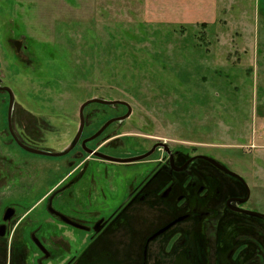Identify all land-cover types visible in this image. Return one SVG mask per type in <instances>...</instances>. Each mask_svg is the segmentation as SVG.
<instances>
[{
	"label": "rangeland",
	"instance_id": "1",
	"mask_svg": "<svg viewBox=\"0 0 264 264\" xmlns=\"http://www.w3.org/2000/svg\"><path fill=\"white\" fill-rule=\"evenodd\" d=\"M0 79L15 93L14 131L31 148L66 150L88 100L126 101L134 115L109 126L107 154L162 140L211 155L246 179L264 210V0H0ZM8 109L0 91V226L15 210L0 264L12 248L38 250L32 234L50 250L70 241L48 206L70 163L83 162L21 150ZM127 109L90 104L85 134ZM18 252L15 264L45 259Z\"/></svg>",
	"mask_w": 264,
	"mask_h": 264
},
{
	"label": "flooded vegetation",
	"instance_id": "2",
	"mask_svg": "<svg viewBox=\"0 0 264 264\" xmlns=\"http://www.w3.org/2000/svg\"><path fill=\"white\" fill-rule=\"evenodd\" d=\"M109 128L87 141L92 134H85V121L77 145L66 155L83 162L77 169L70 163L62 191L50 198L48 211L70 241L62 239L51 250L12 248L10 264L16 251L20 259L30 251L32 263L41 253L45 259L37 264H264V219L246 213L264 210L242 175L211 155L162 140L141 152L107 154ZM84 142L86 149L115 158L151 153L138 162L117 163L87 153ZM12 218L2 224L4 236Z\"/></svg>",
	"mask_w": 264,
	"mask_h": 264
},
{
	"label": "water",
	"instance_id": "3",
	"mask_svg": "<svg viewBox=\"0 0 264 264\" xmlns=\"http://www.w3.org/2000/svg\"><path fill=\"white\" fill-rule=\"evenodd\" d=\"M2 82V80H0V83ZM0 91H5L9 94V109H8V126H9V131L11 133V135L14 137L16 143L19 145V147L21 149H23L24 151L31 153V154H35V155H39V156H47V157H62L67 155L68 153H70L75 146L77 145L82 133H83V129H84V125H85V117H84V110L86 109L87 106H89L90 104H102V105H110V106H116V105H125L128 108V112L121 117L118 118H114L111 119L110 121H108L99 131L98 133H96L93 137H91L90 139H88L87 141H93L96 138H98L111 124L113 123H119V122H123L126 121L127 119L130 118L131 114H132V107L131 105L126 102V101H122V100H112V101H107L101 98H94L91 100L86 101L80 108L79 111V118H80V127L78 130V133L76 135L75 140L73 141V143L64 151L62 152H49V151H42V150H38V149H34L31 148L27 145H25L24 143H22L18 137L16 136V133L14 132L13 129V125H12V114H13V110H14V105H15V93L14 91L9 88V87H3L0 85ZM84 146V150L89 153L92 154L98 158H102L104 160H108V161H112V162H117V163H134V162H138L141 160H144L145 158H147L151 151L144 154V155H140V156H136V157H132V158H126V159H122V158H115V157H111L109 155H106L104 153H100V152H95L94 150L91 149H86V142L83 143ZM223 169H225L228 173L232 174V175H236L235 173L231 172L230 170L226 169L224 166H222ZM248 214H252L255 215L257 217L263 218L264 219V214H260V213H255V212H246ZM15 214V210L14 209H8L4 215V222H7L8 220H10ZM5 230L6 227L5 225H1L0 226V236H4L5 235ZM35 243L39 246V248L44 249V247L42 246V244L39 242L38 239L34 238Z\"/></svg>",
	"mask_w": 264,
	"mask_h": 264
},
{
	"label": "crops",
	"instance_id": "4",
	"mask_svg": "<svg viewBox=\"0 0 264 264\" xmlns=\"http://www.w3.org/2000/svg\"><path fill=\"white\" fill-rule=\"evenodd\" d=\"M217 0H214V2L216 3Z\"/></svg>",
	"mask_w": 264,
	"mask_h": 264
},
{
	"label": "trees",
	"instance_id": "5",
	"mask_svg": "<svg viewBox=\"0 0 264 264\" xmlns=\"http://www.w3.org/2000/svg\"><path fill=\"white\" fill-rule=\"evenodd\" d=\"M203 27H205V26L203 25Z\"/></svg>",
	"mask_w": 264,
	"mask_h": 264
}]
</instances>
